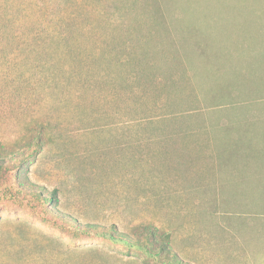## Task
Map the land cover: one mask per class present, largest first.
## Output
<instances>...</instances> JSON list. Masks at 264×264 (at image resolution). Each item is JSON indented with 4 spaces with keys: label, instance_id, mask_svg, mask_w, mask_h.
I'll return each mask as SVG.
<instances>
[{
    "label": "rangeland",
    "instance_id": "1",
    "mask_svg": "<svg viewBox=\"0 0 264 264\" xmlns=\"http://www.w3.org/2000/svg\"><path fill=\"white\" fill-rule=\"evenodd\" d=\"M183 1L190 23L211 22L244 59L236 45L264 0ZM171 5L0 0V142L18 152L49 139L34 160L20 168L10 154L0 170V264H154L67 213L133 235L150 224L185 264H264V73L231 74L220 90L217 75L184 80L174 101L159 100L137 73L145 45L165 41ZM198 63L197 79L211 76ZM210 87L232 95L212 105Z\"/></svg>",
    "mask_w": 264,
    "mask_h": 264
},
{
    "label": "trees",
    "instance_id": "2",
    "mask_svg": "<svg viewBox=\"0 0 264 264\" xmlns=\"http://www.w3.org/2000/svg\"><path fill=\"white\" fill-rule=\"evenodd\" d=\"M171 1L172 12L170 13L171 19L169 20V25L166 28L167 37L165 41H162L157 35V38L152 44L147 43L145 45L146 47H152L153 49L149 52V56L145 58V64L143 65L144 69L137 73L142 84L148 83L154 85L156 88L155 93L157 92V98L159 100H162L165 103L171 102V100L174 101L178 95V86L184 80L190 83L194 82L197 86L199 85V87H202L206 81L209 83V79L217 75L216 80L218 85L216 88L220 90L225 87L229 89L231 85L228 77L231 74L238 77L236 78L238 81L241 80L240 77L243 78V81H247L253 79V75H256L258 70L264 73L263 9L255 7L252 10V13L249 14V16L254 17V20L251 21L252 33L251 35H248L247 33L249 32H247L246 29H243V31H246V34L241 30V33H243L241 37L244 39H241L240 44H237L235 48L242 53L244 59L234 62L230 57L232 53L231 43H234V39L226 38L221 41L220 44V42L217 41L218 39L215 37V34H213L214 32H211V29H215L214 25H211V22L204 20L203 25L190 23L187 20L186 15L190 10L187 9L186 6L177 5V3L184 1ZM175 9H181L183 13L180 12L181 14H176ZM187 57L191 59L188 60ZM199 60L201 62V68L211 72V76L206 73V78L203 80L197 79L195 66L199 64ZM243 64H246V67ZM256 64L259 65V67H255ZM179 66H183V68L186 69L190 68L193 70L194 76H187V72L184 69L180 72L175 70ZM177 73H182L183 75L181 74L182 76H178L176 75ZM226 75L227 77L223 78ZM201 84L203 85L201 86ZM209 89L211 91L208 95V102L212 105H219L218 99L227 95L231 97L232 93H230V91H233L231 89L229 91L230 94L221 95L217 89L213 87H210ZM232 100V108L237 107L234 104L236 103L234 102L236 98H232ZM36 128V126L32 125L28 128V131L33 132ZM48 141V138H41V136H38L37 140L28 141V148H23L18 152L17 146L22 147L21 145L0 142V170L4 169L3 167L5 166V158L7 155H17L16 166L21 168L27 161L34 160L36 155L46 147V144L49 143ZM234 142V146L238 148L241 147L239 140L236 139ZM18 183L21 186H26L27 182L24 177L20 178L19 176ZM28 184L31 185V189H35V191L40 194L42 193V190L40 189L41 187H36L30 182ZM36 188L40 190H36ZM42 189H44L43 186ZM50 199H53V195ZM66 215L67 218L69 217L67 221L74 224L75 228L78 230H81L83 227L82 225H84L83 231H102L97 233L108 236L111 240L121 241L129 248L143 252V254L151 259L154 264H185L181 257L171 252L169 242L164 239L168 237L169 234H157L159 233V229L157 228L158 230H155L150 224H140L135 230L136 233L133 235L127 232H119L116 228H113L112 230H100V227L103 226L93 225L90 222L84 224V222L78 217L74 216V218L72 217V214L69 213ZM93 226L97 228H93Z\"/></svg>",
    "mask_w": 264,
    "mask_h": 264
}]
</instances>
